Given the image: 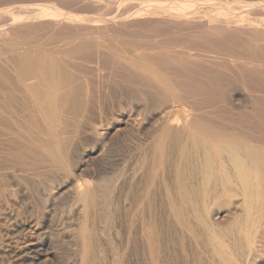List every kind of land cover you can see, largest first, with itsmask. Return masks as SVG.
<instances>
[{"label": "bare ground", "instance_id": "1", "mask_svg": "<svg viewBox=\"0 0 264 264\" xmlns=\"http://www.w3.org/2000/svg\"><path fill=\"white\" fill-rule=\"evenodd\" d=\"M60 1L62 2V0ZM204 1L206 0H191L190 2H187L185 4L167 3L163 1H158L154 3L153 2L145 3V2L138 1L140 3L138 5L139 8L137 7V9H140V11L135 12V14H132L129 12L128 15L122 14L123 16L122 15L121 16L112 15L110 17H106L105 15H108L107 14L108 10H110L108 9L107 13H105L104 15L105 17H100V18L67 13L66 10H59L58 8H55V7L51 8V10L48 11L47 8H42L36 5L28 6L25 4L24 6L18 5L15 7H7L5 9L0 10V14L12 15V17H8V22L6 23V25L4 24L7 28L0 29L1 30L0 36H3V37L10 36L9 39H3V37L0 38V61L8 64L10 70H12L9 72L10 73L9 90H10L11 97H0V196L5 195L4 192L6 190V187L8 186V180L12 175H24L26 177L28 174L33 175L34 173L38 171L45 170V172L48 171V172L56 173V174H63L67 177H71L72 175L73 177L75 176L73 174L74 171H72L71 168L69 167L70 166L69 161H68L69 160L68 158L69 149H68V152H66L65 150L67 144L70 143V141L76 137L77 132L79 133V130L78 129H77L78 131L76 130L77 124L71 122V118H74L77 116H83V115L87 116V113H89L90 111L92 112L93 109H96V107H93L92 105H97L98 110H103L102 106L105 105L104 104L106 101L105 97H107L106 94L108 93L107 86L113 85L115 84V82L118 84L120 83L119 82L120 79L118 80V82L114 81V83H112L113 81L111 82V79L110 80L108 79L107 82L110 81L112 84L106 85V79L110 76H112V79H114L115 77L113 78V76L117 75L118 77H121V80L122 79L124 80V82H122L123 80L121 81L122 83H125V81H127L131 83V85L132 84L136 85L143 91L145 95L143 97L144 99L143 101H145L143 107H141L140 105H134L133 103L129 104L130 107L128 105L127 106L129 108L125 107L126 108L125 112L123 113L121 118H119V121L113 124L111 128H106L105 130L101 131V129L99 128L101 124L100 125L98 124L99 126L97 128H93L91 127L92 125L91 123H87V124H91L90 128L92 129L90 132L88 131L86 132H87V135L88 134L91 135L88 137L89 138L92 137L93 142L96 144L95 151L93 152V154L96 153V155L94 156L95 158H100V156H104V155L106 156V154H104V149L102 150L101 149L102 147L100 146L102 145L101 143H103L105 139L106 140L111 139V138L117 139L116 136L119 137V134L121 132L122 133L124 132L125 134V131L128 132V133L126 132L127 134H130L131 132L132 133L135 132V133H138V135L136 134L137 136L141 135V140H138V141H141L142 143L139 144L140 142H138L139 145L137 146L134 145L138 147L136 148L138 153L135 151L138 155V156L136 155L137 158L134 157L135 155L133 156L134 158H136L135 163H133L134 161L133 162L131 161L133 164L130 162V165H129V164H126L128 161L125 162L126 165H124L125 167L123 166L124 167L122 170L123 173L120 171L121 172L120 174L123 175V179H120V180H123L122 195L124 194L123 198L121 195V199L124 200L123 202L126 203L127 207L125 208L123 206L125 205V203L121 205L119 201H117L119 203V205L118 204L117 205L123 206L124 209L127 211L128 216H130L129 214L131 212H133L134 214L133 218L125 217L126 218L125 227L123 224L125 231L123 230L124 233H122L124 234L123 235L124 238H126V244L122 242L124 245V248H125V245L128 247L130 242L131 244L134 243L136 245V246L133 245V247H135L134 249H136L142 243L141 250L143 249V245H145L146 250L144 248L145 250L144 252L149 255L150 264H159V261H160L159 259H161L160 257L162 256V253H163L162 251L168 249L166 248V245L164 247L165 240L167 242V237H168L167 236L168 230L166 231L164 226H165V223L166 225L168 223L169 224L172 223L171 227H174V229H171L169 227L171 234H170V239L168 241L172 243L173 248L177 247V246H174L175 244H177L179 246V249L182 251V253H185V255L188 254L190 260L192 257L193 264H250V263L254 264V262L257 261L259 254L264 250V119L263 121L260 120V122L257 121V123H255L256 120L254 118H253L255 120V121L253 120L254 122L250 121L252 120L250 118L251 116L253 117L254 115L255 116L257 115L254 112H252V114L253 113L254 114L253 115L250 114L251 115L250 116L249 114L246 113L247 110L245 113L239 112V115L237 113H236L237 115L234 113L232 114V109H233L232 105H233V100L235 99V98L233 99L232 97H236V95H240V96L244 95L243 93L244 91L242 90H245V89H242V88L240 89V88L235 87L239 82L240 84L241 82H245L243 83L244 86H246L247 89L251 91L253 96L257 95L256 97H263L264 95V48L260 50L255 49L251 43V41H253L254 39L251 41H244V42H241V41L238 42L236 40L238 43H229L228 45H225V46L221 44L222 42L221 39L225 40L228 38V40L230 41L229 38L233 35L227 29H230V26L232 28L233 27L232 24L234 23L235 24L234 26L238 28L252 29L251 32L252 31L254 32L255 29L260 30V31H257L258 33L255 32L254 35L257 37V40L258 38L259 40H264V25H263L264 23L263 24L261 23L263 26H260L256 24L255 20H253V18H250L249 16H246L247 18H244V19L239 18L240 20L234 19L235 21L231 20L230 18L223 17V16L216 17V18L207 16L209 18V19L207 18L209 21L207 20L208 23L206 26L207 27L213 26V27H210L211 32L210 33L209 31L207 32L209 33L207 34L208 39L205 38L207 42L204 41V42L192 43L189 46L185 44V48L182 47L181 50H179L180 48H178L179 44L181 43H178V44L174 42L171 43L172 42L171 41L170 42L171 45L169 43L166 44L165 41H164L165 43H163L164 38L161 42H156L158 41L157 40L158 37L156 38L155 35H154L153 40L155 38L156 40L150 41V39L152 38L149 39V35L148 36L146 35L148 34V31H149L148 29H147L148 30L147 33L145 31L147 40L144 35H141V36L139 35L141 33L137 32L139 33L137 35H139L141 38L143 36V40L145 39L146 41L149 40L150 42H153L154 45L152 46H150L148 42H143V40H141L142 42L139 44V41L130 38L131 39L130 42L132 43V44L130 43L131 46L123 47L122 49H120L118 47H115L111 42L112 38L115 39L117 36L120 35L119 33H121L120 32L121 30L120 31H118L117 29L114 30V28H117V25H120V26L123 25V27H128L129 25L133 26V25L138 24V27H140L139 24H144L143 20L145 19L147 20V18L153 20L152 22L155 25V27H157L156 29L159 31V33L162 30L164 31L165 28H167L166 31H168L171 26L172 28H174L173 31L176 30L180 32L184 28H186L184 27L183 24L184 23L186 24V21L188 23V20L191 17L194 18L195 15H197L198 13H199L198 16L203 15V14H200L202 10H200L199 8L201 7V5H203ZM75 2L79 3L82 1L75 0ZM120 4L119 6H122L123 2L121 5ZM126 4L130 5L129 3H126ZM246 4L248 5L249 3H246ZM113 7H115L116 9L118 6L117 7L112 6V8ZM123 8L124 7L120 9L121 13H122ZM247 8L251 9L250 7H247ZM253 8L254 6L252 7V9ZM21 9H24L23 12L20 11ZM244 9L246 8L244 7ZM261 9H263V7ZM112 10L110 11V13L112 12ZM117 11H116V14L118 13ZM16 13L17 15H14ZM20 13H23V14L20 15ZM121 13H119V15ZM171 17L174 20V21L171 20L173 23H169L171 21H168L169 18ZM199 17L201 18V20H202V17L205 20L206 16L205 17L199 16ZM5 19H6V16L4 20ZM138 20L139 21L141 20V21L139 22ZM149 25L150 24H148L147 26ZM195 26H198V24H196ZM198 27H201V26H198ZM144 28H147V27L144 26ZM150 28H151V25H150ZM40 30L42 31L45 30V31L43 33H38L40 32ZM204 30L202 31L204 32ZM151 31L152 30L150 29V32ZM246 32L247 31L244 32V35ZM153 33L156 34V32H153ZM199 33L201 32H198V35ZM174 34H176V32ZM125 35L127 36V33H125ZM204 35H203V38H204ZM216 35H218L220 39H218ZM254 35H251V38H255ZM167 37L169 38V36ZM240 38L242 40V37ZM120 39L122 38L120 37ZM178 39L180 38L178 37ZM235 39L237 38L235 37ZM211 40H213V42ZM125 42L126 41H124V43ZM124 43H121L120 41V44H124ZM121 84H119V86ZM240 84L239 86H241ZM121 86H122L121 88H123V84ZM128 88L129 86L126 89ZM95 91L98 93V94L96 93L98 97L96 101L95 99H92V93H95ZM259 93H261V95H259ZM248 97H251V96H248ZM129 99H130V102H132L131 98ZM254 102L256 103L257 100H255ZM259 102H257V105ZM234 106L235 105H233V107ZM236 111H238V109H236ZM262 113L263 111L260 112V115H259L261 116V119H262ZM106 116H108V114ZM86 120L89 121L88 119ZM103 120L105 121L104 118ZM111 120H113V117ZM239 125H241L243 129L240 128ZM93 126H96V125H93ZM83 132L85 131L83 130ZM83 145H81V147ZM104 145H105V142H104ZM86 149H87V146H86ZM89 149H92V148H89ZM84 157L82 158L83 161H84ZM94 157L91 156L90 158H94ZM90 163H93V161ZM84 165H86V163H84ZM86 166H84V168L82 169V166L78 165L77 170H80V169L84 170ZM104 168L109 169V167H104ZM106 171L108 172V170ZM16 172H19V173L17 174ZM81 172L84 173V171H81ZM102 172L101 171L99 172L100 175L98 176L99 180L97 184L93 182L94 184L93 185L91 182L92 184L91 185L90 182H84V181L83 182L79 181L80 183H78V180H76L78 178H76L75 180L77 182H75V185L73 184L74 185L73 187L69 186V188L70 187L72 188L70 191L71 196L73 195V197L76 198L80 204L82 203L81 207L82 206L83 207L80 209L84 208L83 211L85 210V213H84L85 215H81L80 217L82 220L83 219L82 216H84V220L82 222L80 221L81 222L80 224L81 232L80 233L82 234L81 235L82 239L80 237L79 238V240L81 239L80 243H76L77 245L79 244L78 246L74 245L78 247L77 252L80 256L79 257L80 259H78V261L79 260L80 261L79 262L77 261L76 264H79V263L80 264H99V260L103 256L106 257L105 256L106 254L110 253V250H109L108 253H105V255H103V252L106 248L105 247H104L105 249L103 248L105 244L103 245L102 242H105L106 239L102 242H101V239H103L105 235H108L107 232H111V228L114 224H112L110 230L101 229L100 231L99 227L97 226L98 227L97 229L101 233V235L98 237V234H99L98 231H94L96 229L91 227L92 226V225L90 226L91 223L87 220V215L91 217V215L88 214V210L91 207H96V209H98V207L100 208V206L98 205L100 204L99 200H101V198L105 199L103 200L104 202L103 203L104 205L102 204L103 207L104 206L106 207L107 204L105 202H108L109 208H110L109 203H111L112 200L113 201L116 200V199H112L110 201L111 193L112 191H114L112 189L111 191H108L109 189L107 190V188H109L107 185H109L110 183L106 185L107 188L105 189L108 192L107 191L105 192V190L103 189L101 185L102 181L104 183V180L109 178L107 177V174L109 176L110 174L109 173L103 174ZM83 173H82V177L84 176ZM118 173L119 172H117L116 176L118 175ZM40 176L38 178H40ZM111 176H110V179L114 178V177L111 178ZM119 176H117V178ZM158 178L162 180L160 183H162L163 188H164V190L161 188L163 190V193L160 192L159 190L160 187H158V183H156L158 181L157 180ZM106 182L104 184H106ZM115 183H116V180H115ZM115 183L111 185H114ZM104 184L103 186H105ZM141 184L143 186L142 188H140ZM118 185L120 187L121 184H118ZM100 187L104 190V191L102 190L103 192L102 191L100 192L101 190ZM12 188H13V185H12ZM110 188H112V186H110ZM22 189H25V188H22ZM118 189H121V188H118ZM69 190L70 189H68L67 191ZM64 192L61 191V193H64ZM61 193L59 194V196L63 195ZM157 194L159 195L163 194V196H165L164 197L165 202L164 201L162 202L160 200L163 203L161 204L164 205L165 207L164 212L163 211L160 212L159 211L160 208L158 209L159 205L157 204V201L159 200L157 199ZM38 196H41V195H38ZM107 196L108 198L110 197L108 201H107ZM115 196L117 195L113 194V197ZM223 197L225 198L230 197V199L231 198L237 199L239 197H242L241 198L242 202L240 201L241 203L236 200L232 201L233 209H235L236 212L233 209H231V211L233 210L232 214L235 213L234 215L236 216L234 215H232V217L229 216L231 214L230 210H229L230 214L226 213L230 217L229 218L230 220L228 219L229 222L227 226L225 225L223 226L222 225L223 221L221 222V220L219 224L217 223V221H215L217 220L218 217H220L218 216L219 211L215 210V213H213L214 207L213 209L211 208L212 205L217 200ZM6 199L8 201V196ZM113 201H112V204H113ZM221 201L218 202L219 203L218 205H220V207L222 208L225 205V203H223L222 205ZM224 201H227V200H224ZM234 201H236V203ZM117 202H115V204ZM227 202L226 204L228 205ZM51 203L52 202H50V204ZM218 205L215 204V209L216 207L218 208ZM230 205H231V202H230ZM39 206L42 207V205L40 204ZM2 207H5V206L2 205ZM12 207H13V204H12ZM103 207L100 208L103 211L104 209L105 210H111V208H114V210L116 209V207H113V206L110 209H108V207H106L107 209ZM123 207H121V211ZM227 207H225V209ZM78 209H79V206H78ZM33 210L35 212V209ZM49 210L51 211V209ZM74 210L76 209L74 208L71 211L74 213L76 212ZM2 211H3V208H2ZM20 211L22 213L21 209ZM57 211H59V209H57L56 212ZM17 212L18 211H16L13 214H16ZM79 212H82V211L79 210ZM116 212H119V211L116 210ZM21 213L19 216H22ZM39 213L42 214V212L40 211ZM57 213L61 214V211ZM105 213H107V211ZM112 213L115 214V212H112ZM9 214L11 215L10 212ZM226 214L225 215L223 214V215L226 217ZM68 215L69 213L66 216ZM107 215L108 214L103 215V216L105 218H108ZM124 215L127 216L125 212H124ZM61 216L57 215V217H61ZM73 216L74 218L76 217L75 215ZM211 216H213L214 219H212ZM3 217H5V214ZM70 217H71V214H70ZM99 217L100 216H98V218ZM23 218L25 219L26 217H23ZM32 218L34 217L32 216ZM50 218H52V216L49 218L46 217L45 219H43L42 224L46 227L42 228L41 230L44 229L43 231H46L48 230V229H45L47 227H49L50 230L53 229L52 231L59 230L60 228H62V224H61V227L57 229H56V226L54 225L55 226L54 228L50 221H55L56 218L55 219L53 218V220ZM69 218L67 217L68 219L67 220L66 218L62 217V219H66L67 221H69ZM78 218H75V219H78ZM7 219H10V218H7ZM12 219H15V218H12ZM35 220H32V222ZM10 221L11 220H4V222L3 221L2 222L3 223L6 222L8 225V223L9 224L11 223ZM75 221L76 220H74V223ZM103 222L101 221L100 223H103ZM111 223L112 222H110V224ZM122 223H124V221H122ZM106 224L107 223L105 222L104 225ZM118 224H115V225L118 226ZM10 225L14 226L15 224H10ZM59 225L60 224H58V226ZM63 226L66 229L68 228L66 227V223L65 225L63 224ZM100 226H103V225H100ZM107 226H104V227H107ZM113 227L114 228L112 229V231L115 230L116 226H113ZM7 228L9 227L7 226ZM70 228L71 227H69V229ZM14 229H17V228H14ZM20 229H23V228H20ZM27 229L28 228H26L25 230L30 232L31 228L29 230ZM122 229L121 230L119 229V232L122 231ZM7 230H4V231L6 232ZM18 230L19 229H17L16 232ZM70 230H72V228ZM76 230L77 229L73 231L75 232ZM234 230H237L238 234L234 232ZM61 231L60 233L59 232L57 233H59L60 235ZM73 231L71 233H73ZM119 232L116 234H120ZM232 232L237 234L239 238L237 240H240L241 242V244L239 243L241 247L238 248V250L240 249V251L236 253L237 256L239 255L238 258L235 255V253H231L225 250L223 247V244H221V240L222 238H224L223 236H225V238L226 236L229 237V235H233V234H230ZM75 233H78V231H76ZM111 233L108 235V237L111 235ZM14 234L19 236L20 232L19 234L18 233L17 234L14 233ZM116 234L114 235L116 236ZM30 235H33V234H30ZM114 235L112 236L114 237ZM6 236H9V235H6ZM62 237L64 238L65 236H62ZM71 237L73 238V236ZM36 238H39V237H36ZM41 238L42 239L38 241L42 243H39L37 241L38 245L36 246L38 247L42 246L43 243L49 240V236H46V234H43V237ZM54 238L55 237H53V239ZM109 240L111 241V239L107 238V241L105 243L107 242L109 243ZM116 240L118 239L115 238V242ZM27 241L29 244L30 240H27ZM53 241L55 244V240ZM59 241L65 242L64 239L62 240V238ZM118 241H121L120 237ZM225 241H228V240L225 239ZM229 241H232V240H229ZM233 241L230 243L232 245H229V246L234 247L233 245H235V241H234V244H233ZM71 242L73 241H70V243ZM14 243H17V241ZM173 243L175 244L173 245ZM187 243L190 246H194V248L191 247L193 248V250L191 249L193 251L192 255L189 253L190 250L189 248H187ZM107 245L108 244H106V247H109V245L108 246ZM112 245L117 246L119 245V243L117 244L112 243ZM2 246H1V249H2ZM10 246L12 248V246L14 245H10ZM111 246L109 247V249L111 248ZM207 246H210L213 252L215 253L214 255H211L212 257L210 258L208 256H210L211 251L209 249L208 251L206 250V248H208ZM3 247L5 248L6 246H3ZM34 247L32 246L33 250L35 251ZM38 247H36V249ZM77 247L75 249H77ZM24 248H25V245H24ZM113 248L114 247L112 246V249ZM122 248L120 247L119 251H121ZM139 248H138V251H140ZM114 249L118 255L117 249H119V246L115 247ZM12 250L14 251V249ZM205 250L209 254L207 257H204L202 254L204 252L206 253ZM3 251H5V254H6V250H3ZM126 252H127L126 250L124 251V253L120 252L123 254V259H124L123 261L120 259L121 257H117V256L114 257L116 255L115 253L113 258L116 259V260L114 259L116 263L114 264H121L122 262H123L122 264H128L129 263L127 262L129 260V259L127 260L128 253H131V252H128L127 254ZM25 253L27 254L29 252L26 251ZM120 253L118 256H120ZM175 253L177 252L175 251ZM182 253H179V254H182ZM13 254L14 252L12 253V256ZM132 254L134 255V253ZM172 254H174V252ZM15 255H16L15 261H14L15 263H12V264H17L19 261L18 260L19 254L15 252ZM112 255L113 254H111V257ZM163 255H166V254H163ZM0 256H4V254L1 253ZM138 256L139 255L137 254V257ZM172 256L170 257L175 258V256L174 257ZM180 256L178 257L181 258ZM215 256L216 257L218 256V257L216 258ZM140 257L142 259V254ZM144 257L145 256H143V259ZM22 258L24 259L25 257H22ZM2 260L3 258L1 259L0 263H2ZM13 260L14 259H12V261ZM25 260H23L24 263H25ZM36 260H38V258ZM103 260H105V258ZM112 260L111 262H114V260L113 261ZM166 260L170 261L169 259H166ZM183 260L185 259L183 258ZM183 260H180V261H183ZM5 261H6V258H5ZM104 262L105 261H103V264ZM8 263H11V262H8ZM21 263H22V260H21ZM32 263H36V262H32ZM32 263H29V264H32ZM47 263L45 261L44 264H47ZM51 263L52 262H50V264ZM37 264H38V261H37Z\"/></svg>", "mask_w": 264, "mask_h": 264}, {"label": "rangeland", "instance_id": "2", "mask_svg": "<svg viewBox=\"0 0 264 264\" xmlns=\"http://www.w3.org/2000/svg\"><path fill=\"white\" fill-rule=\"evenodd\" d=\"M82 2H75V0H62V2L60 1V0H0V10H2V9H5V8H7V7H15V6H18V5H21V6H24V4L25 5H28V6H40V7H42V8H47L48 9V11H50L51 10V8H53V7H55V8H58L59 10H66L67 11V13H72V14H78V15H81V16H91V17H110V16H112V15H118V16H121L122 14H124V15H128L129 14V12L130 13H132V14H135V12H137V11H140V9H137V7L139 8V3L140 2H145V3H151V2H158V1H163V2H167V3H179V4H185V3H187V2H190L191 0H81ZM84 1V2H83ZM91 1V2H90ZM138 1H140V2H138ZM59 2V3H58ZM112 2V3H111ZM122 2H123V4H124V6H123V4H122ZM136 2V3H135ZM206 2V3H205ZM69 3V4H68ZM71 3V4H70ZM92 3V4H91ZM118 3V4H117ZM122 4V6H119V4ZM126 3H129L130 5H128V4H126ZM205 3V4H204ZM246 3H249L248 5L246 4ZM259 3V4H258ZM74 4V5H73ZM116 4V5H115ZM120 4V5H121ZM250 4H251V6H250ZM256 5H258V6H256ZM112 6H118V7H120V8H116L115 9V7H113L112 8ZM130 6V7H129ZM135 6V7H134ZM203 6V7H202ZM254 6V10L252 9V7ZM256 6V7H255ZM263 7V9H261L262 7ZM122 7H124L123 8V10H122V13H121V11H120V9H122ZM134 7V8H133ZM244 7L246 8V9H244ZM247 7H250L251 9H249V8H247ZM259 7V8H258ZM261 7V8H260ZM108 9H110V10H108ZM114 11H113V10ZM200 10H202V12H200V14H203V15H199V16H206L205 17V20H204V18L202 17V20H201V18L198 16V14L197 15H195V17L194 18H190L189 20H188V23H187V21H186V24L184 23L183 25H184V27H186V28H184L182 31H180V32H178V31H173L174 30V28H172V26L170 27V26H168V27H170V31L168 30V31H166L167 30V28H165L164 29V31L162 30V31H160V33H159V31L156 29L157 27H155V25L153 24V20H151V19H149V18H147V20L145 21V20H143V19H141V20H143L144 21V24H139V26L140 27H138V24H136V25H133V26H128V27H123V25H117V28H114V30H118V31H120L121 33H119L120 35L119 36H117L115 39L114 38H112L111 39V42H112V44L115 46V47H118V48H120V49H122L123 47H129V46H131V39H135V40H137V41H139V44L142 42L141 40H143V36H142V38L140 37L141 35H144L145 37H146V40H147V36L149 35V39L150 38H152V39H150V41L152 40V41H154V40H156V38L158 37V41H156V42H161L162 40H163V38H164V40H163V43H165L166 42V44L167 43H169L170 45H171V43H181V44H179V47L178 48H180L179 50H181V48L183 47V48H185V44L186 45H191L192 43H198V42H207L206 41V39H208V37H207V34H209L210 32H211V28L210 27H213V26H206L207 25V23H208V17H212V18H216V17H227V18H230L231 20H233V21H235L236 19L238 20L239 18L240 19H244V18H247L246 16H249L250 18H253V20H255V22H256V24H258V25H260V26H263L264 24V0H206V1H204L203 2V5H201V7L199 8ZM248 9V10H247ZM255 9H257V10H255ZM261 9V10H260ZM23 10L24 9H21L20 11L21 12H23ZM107 10H108V13H107ZM112 10V12L110 13V11ZM118 10V11H117ZM259 10V11H258ZM116 11L118 12L117 14H116ZM126 11H127V13H126ZM205 11V12H204ZM247 11V12H246ZM250 13H249V12ZM204 12V13H203ZM105 13H107L108 15H105ZM119 13H121L120 15H119ZM21 14H23V13H20V15ZM2 15V16H1ZM14 15H17V13L16 14H14ZM103 15V16H102ZM105 15V16H104ZM232 15H233V17H232ZM4 16V17H3ZM5 16H6V19L4 20V18H5ZM123 16V15H122ZM208 16V17H207ZM8 17H12V15H7V14H0V29L1 28H7L5 25H6V23L8 22ZM197 17H199V18H197ZM3 18V19H2ZM208 18V19H207ZM235 19V20H234ZM239 19V20H240ZM140 20V21H141ZM174 21L173 19H172V17L171 18H169V20L168 21ZM208 20V21H207ZM139 21V20H138ZM139 21V22H140ZM149 21H151V22H149ZM169 22V23H173V22ZM4 22V23H3ZM137 22V21H136ZM196 22V23H195ZM206 22V23H205ZM143 23V22H142ZM202 23V24H201ZM263 25H262V24ZM5 24V25H4ZM148 24H150L151 25V28H150V25L149 26H147ZM196 24H198V26H201V27H198V26H195ZM5 27H4V26ZM142 25H144L145 27H147V28H144V26H142ZM172 25V24H171ZM204 27H203V26ZM233 25V27L231 28V26H230V29H227L229 32H231L232 33V35L233 36H231L229 39H230V41L228 40V38L227 39H221V41L223 42H221V44L223 45V46H225V45H228L229 43H238L239 41H241V42H244V41H251V40H253V41H251V43H252V45H253V47L255 48V49H257V50H260V49H262V48H264V40H259V38H258V40H257V37L254 35V33L255 32H257V31H260V30H254V32L252 31L251 32V30L252 29H249V28H238V27H236V26H234L235 24L233 23L232 24ZM2 26V27H1ZM20 26V25H19ZM136 28H135V27ZM121 27V28H120ZM133 29H135V30H133ZM153 31V32H156V34H154L152 31L150 32V29ZM154 27V28H153ZM208 29H207V28ZM120 28V29H119ZM126 28V29H125ZM128 28V29H127ZM130 28V29H129ZM138 28V29H137ZM142 30H140V29ZM193 30H192V29ZM199 28H201V29H199ZM202 28H204V29H202ZM238 28V29H237ZM263 28V27H262ZM124 29V30H123ZM145 29V30H144ZM149 31H148V30ZM187 29V30H186ZM245 32V31H247L246 33H245V35H244V32L242 31V30ZM244 29H246V30H244ZM248 29H249V31H248ZM123 30V31H122ZM139 30V31H138ZM185 30V31H184ZM202 30H204V32L202 31ZM213 30V29H212ZM241 30V31H240ZM1 31V30H0ZM45 30H40V32H38V33H43ZM132 31V32H131ZM145 31H146V33H147V31H148V34H146L145 35ZM195 31V32H194ZM209 31V33H207ZM136 32V33H135ZM137 32H139V33H141V34H139V33H137ZM144 32V33H143ZM166 32V33H165ZM176 32V34H174ZM194 32V33H193ZM198 32H201V33H199V35H198ZM206 32V33H205ZM125 33H127V36L125 35ZM143 33V34H142ZM162 33V34H161ZM203 33V34H202ZM204 33H205V35H204ZM215 33V32H214ZM243 33V34H242ZM258 33V32H257ZM37 34V33H36ZM125 36H124V35ZM131 34H133V35H131ZM137 34H139V35H137L138 37H140V38H138L136 35ZM161 34V35H160ZM35 35V34H34ZM122 35H123V37H122ZM135 35V36H134ZM151 35H152V37H151ZM154 35H155V39L153 40V38H154ZM187 35V36H186ZM203 35H204V38H203ZM215 35V34H214ZM251 35H254V37L255 38H251ZM129 36H131V37H129ZM167 36H169V38L171 39H169ZM173 36V37H172ZM203 38H201V37ZM217 36V38L218 39H220L219 38V36L218 35H216ZM237 38V39H235V37ZM239 36V37H238ZM247 36V37H246ZM262 36V35H261ZM3 36H0V38H2ZM120 37L122 38V39H120ZM124 37H126V38H124ZM136 37V38H135ZM178 37L180 38V39H178ZM199 37H200V39H199ZM213 37V36H212ZM240 37H242V40H241V38ZM259 37H260V35H259ZM10 38V36H4L3 37V39H9ZM131 38V39H130ZM139 40H138V39ZM206 38V39H205ZM211 38V37H210ZM240 38V39H239ZM128 39V40H127ZM166 39V40H165ZM173 39H175V40H173ZM202 39V40H201ZM117 40H119V41H117ZM145 40V39H144ZM143 40V42H148L149 44H150V46H152V45H154L153 44V42H150L149 40L148 41H144ZM187 40V41H186ZM228 42H227V41ZM233 40H235V41H233ZM238 42H237V41ZM256 40V41H255ZM120 41H121V43H124V41H126L127 42V44H126V42L124 43V44H120ZM129 41V42H128ZM165 41V42H164ZM172 41V42H171ZM212 42H213V40H211ZM232 41V42H231ZM171 42V43H170ZM225 42H227V43H225ZM117 45H116V44ZM119 43V44H118ZM131 43V44H130ZM148 44V45H149ZM184 44V45H183ZM123 45V46H122ZM0 97H11V94H10V90H9V87H10V81H9V75H10V71H12V70H10V68H9V66H8V64H6V63H4V62H2V61H0ZM3 64V65H2ZM117 75H115V76H113V78L114 79H112V76H110V77H108L107 79H106V85H110V84H112V83H114V81H117L118 82V80H119V84H121L122 82H124V80L122 81L121 80V77H116ZM110 80L111 79V82L109 81V82H107V80ZM116 79V80H115ZM122 81V82H121ZM127 81H125V83H122L123 84V88H121L122 86V84L119 86V84L118 83H116L115 82V84H113V85H110V86H112V87H110V86H107V91H108V93L106 94L107 95V97H105V99H106V101H105V105H103L102 106V109L103 110H98V108H97V105H92L93 107H96V109H93V111L91 112H89V113H87V116H85V115H83V116H77V117H74V118H71V122H73V123H75V124H77L76 125V130L78 129L79 130V133L77 132V135H76V139L75 138H73L71 141H70V143H68L67 144V146H66V148H65V150H66V152H68V149H69V154H68V158H69V164H70V168H71V170L72 171H74L73 172V174L75 175L74 177H73V175L71 176V177H67V176H65V175H63V174H56V173H51V172H48V171H46L45 172V170H43V171H38V172H36V173H34L33 175H30V174H28L26 177L24 176V175H12L10 178H9V180H8V186L6 187V190H5V192H4V194L5 195H1L0 196V211H2V208H3V211L2 212H0V214H2V215H0V233H2V234H0V242L2 243V245L3 246H6L5 248L1 245V243H0V255H1V253H3L4 254V256H0V262H1V259L3 258V260H2V263H0V264H12V263H15L14 261H15V257H16V255H15V252H17L19 255H18V257H19V261H18V263L19 264H29V263H32V262H36V263H32V264H37V261H38V264H44L45 263V261H46V263L47 264H50V262H52L51 264H55V263H57V264H76L77 263V261H78V259H80L79 257V254H78V252H77V250H78V245L76 244V243H80V240L82 239V234L80 233L81 232V228H80V224H81V222L84 220V216H82L83 217V219L81 220V215H85L84 213H85V210L83 211V209H80V208H82L81 207V205H82V203L80 204L79 202H78V200L76 199V198H74L73 197V195L71 196V194H70V191H71V187H73L74 185H75V182H77L76 180H78V183H80L81 181L83 182H90V184H91V182H92V184H93V182L94 183H98V180H99V178H98V176L100 175V171L103 173V174H107V173H109L110 174V176H111V174H112V176H111V178L112 177H114V178H112V179H110V176L107 174V177H109V178H107V179H105L104 180V183L106 182V184H104L103 183V181H102V187H103V189L105 190L107 187H106V185L108 184V183H110L109 185H107L109 188H107V190L108 191H111V189L112 190H114V191H112V193H111V199H110V201L112 200V199H116V200H112L113 201V204H112V201H111V203H109V206H110V208L113 206V207H116V209L114 210V208H111V210H105L104 209V211L102 210V209H100V208H102L103 207V200H105V199H103V198H101V200H102V202H101V200H99L100 201V204L98 205V206H100V208L98 207V209H96V207H91L89 210H88V214L89 215H91V217L90 216H88L87 215V220L91 223L90 224V226L91 227H93L94 229H96V230H94V231H98V237L101 235V233H100V231H101V229H105V230H110V228H111V226H112V224H114L113 226H116V228H115V230H113L112 231V229L114 228L113 226H112V228H111V232H107L108 233V235L111 233V235L108 237V235H105L104 236V238L103 239H101V242L102 241H104L105 239V242L107 241V238L108 239H111V241L109 240V243L107 242V243H105V242H102L103 243V245L105 244V246H103V248L105 247L106 249H108V250H106L105 248V250H104V252H103V255H105V253H108L109 252V250H110V253H108V254H106L105 256L106 257H102L100 260H99V264H103V261H105L104 262V264H114V263H116V259L115 258H113V256L115 255V253H116V251H115V247H118L119 246V249H117V252H118V255H119V253L120 252H122V253H124V251L126 250L127 252H126V254L128 253V252H131V253H128V257H127V255H126V257H127V262H129L128 264H150V260H149V255L147 254V253H145L144 251L146 250V248H145V245H143V249L141 250V245H142V243L136 248V249H134L135 247H133V245L134 246H136L134 243L133 244H131V242H130V244L132 245V247H131V245L129 244V246L127 247L126 245H125V248H124V245H123V243H125L126 244V238H124V234H122V233H124L123 232V230L125 229L124 227H125V222H126V218L128 217V218H133L134 217V214H133V212H131L129 215L131 216H128L127 215V211L124 209V207L126 208L127 207V205H126V203L125 202H123L124 200L123 199H121V195H122V193H123V191H122V189H123V180H120V179H123V175L122 174H120L121 172H122V170H123V168L125 167L124 165H126V164H129L130 165V162L132 161H134L133 163H135V161H136V158H137V149L136 148H138V147H136L137 145H139V144H141L142 142L141 141H138V140H141V135L140 136H137L138 135V133H130V134H127L128 132L127 131H125V134H124V132L122 133H120L119 134V137H117L116 136V138L117 139H105L104 141H103V143H101L102 145H100L102 148V150L104 149V154H106V156L104 155V156H100V158H95L94 156L96 155V153L95 154H93V152L95 151V143L93 142V139H92V137H88V136H91V135H87V132L86 131H88V132H90L91 131V129L92 128H90V125H91V127H93V128H97L100 124V126L102 127H100L99 126V128L101 129V131L102 130H105L106 128H111L112 127V125L113 124H115L116 122H118L119 121V118H121V116L123 115V113L125 112V110H126V108L129 106L130 107V105L129 104H134V105H140L141 107H143V105H144V102L145 101H143L144 99H143V97L145 96L144 95V93H143V91L139 88V87H137L136 85H131V83H129V82H127ZM243 83H245V82H241V84H240V82L235 86V87H237V88H242V89H245V90H242V91H244L243 93H244V95H236V97H232L234 100H233V105H235L234 107H233V105H232V108L234 109H232V114L234 113V114H238L239 115V112H246V110H247V114H251V115H253L254 113L257 115V116H251L250 118L252 119V120H250V121H252V122H254L255 120V123H257V121H259L260 122V120H262L263 121V119H264V95H263V97H256L257 95H254L253 96V94L251 93V91L249 90V89H247V87L246 86H244V84ZM239 84L241 85V86H239ZM125 85V86H124ZM117 86V87H116ZM129 86V88L128 89H126L127 87ZM137 88H136V87ZM119 87V88H118ZM95 89H96V87H95ZM110 89H111V91H110ZM123 89V90H122ZM135 89V90H134ZM139 89V90H138ZM122 90V91H121ZM137 90V91H136ZM134 91V92H133ZM140 93H139V92ZM124 92H125V94H124ZM127 92H129V93H127ZM97 92L95 91V93H92V99H95V101H96V99L98 98L97 97V94H96ZM131 93V94H130ZM133 93V94H132ZM143 94V95H142ZM259 95H261V93H259ZM111 96V97H110ZM132 96V97H131ZM243 96H244V98H243ZM248 96H251V97H248ZM135 97V98H134ZM139 97V98H138ZM109 98V99H108ZM128 98V99H127ZM129 98H131V101L132 102H130V99ZM141 98V99H140ZM245 99V100H244ZM257 100V102H259V101H261V102H259L258 103V105H257V102L255 103L254 101L255 100ZM248 100H250V101H248ZM259 100V101H258ZM130 103H129V102ZM235 101H236V103H235ZM238 101V102H237ZM243 101V102H242ZM249 103V104H248ZM252 103V104H251ZM255 103V104H254ZM254 104V105H253ZM124 105H126V106H124ZM128 105V106H127ZM238 105V106H237ZM257 105V106H256ZM105 106V107H104ZM124 106V107H123ZM126 107V108H125ZM128 107V108H129ZM246 107V108H245ZM249 109H248V108ZM112 108V109H111ZM238 109V111H236V109ZM241 109V111H240V109ZM244 109V110H243ZM105 110V111H104ZM114 111V112H112V111ZM263 111V113H262V119H261V116H259L260 115V112H262ZM98 112V113H97ZM104 112V113H103ZM252 112H254L253 114H252ZM116 113V114H115ZM121 113V114H120ZM100 114V115H99ZM104 116H103V115ZM108 114V116H106V115ZM110 114V115H109ZM113 114V115H112ZM231 114V113H230ZM236 114V115H237ZM99 115V116H98ZM116 115V116H115ZM96 116V117H95ZM98 116V117H97ZM120 116V117H119ZM86 117V118H85ZM94 119H93V118ZM101 117V118H100ZM107 117H109V118H107ZM112 117H113V120H111L112 119ZM118 117V118H117ZM260 117V118H259ZM78 118V119H77ZM85 118V119H84ZM96 118V119H95ZM103 118L105 119V121L103 120ZM255 120H254V119ZM257 118V119H256ZM259 118V119H258ZM86 119H88L89 121H87ZM76 120V121H75ZM84 122H82V121ZM254 120V121H253ZM99 121V122H98ZM100 121H101V123H100ZM114 121V122H113ZM87 123H91V124H87ZM85 124V125H84ZM99 124V125H98ZM109 124V125H108ZM87 125V126H86ZM89 125V126H88ZM93 125H96V126H93ZM105 126V127H104ZM79 127H81V128H79ZM87 127H89L90 128V130H89V128H87ZM239 127L240 128H242L243 129V127L241 126V125H239ZM77 130V131H78ZM83 130L85 131V132H83ZM82 132V133H81ZM127 132V133H126ZM86 133V134H85ZM82 134V135H81ZM83 134H85V135H83ZM137 134V135H136ZM136 135V136H135ZM86 136H87V138H86ZM78 137V138H77ZM135 137V138H134ZM137 137V138H136ZM114 138V137H113ZM138 138H140V139H138ZM135 139V140H134ZM111 140V141H110ZM137 140V141H136ZM74 141V142H73ZM77 141H78V143H77ZM107 141V142H106ZM109 141V142H108ZM132 141H133V143H132ZM135 141V142H134ZM76 142V143H75ZM104 142H105V145H104ZM138 142H140L139 144H138ZM73 143V144H72ZM107 143V144H106ZM72 144V145H71ZM75 144V145H74ZM77 144V145H76ZM85 146H84V145ZM81 145H83L82 147H81ZM90 145V146H89ZM134 145H136V146H134ZM76 146H77V148H76ZM86 146H87V149H86ZM92 146V147H91ZM72 147V148H71ZM82 149H81V148ZM106 149H105V148ZM78 148H79V150H78ZM89 148H92V149H89ZM133 148V149H132ZM127 149V150H126ZM129 149H130V151L133 153H131L130 151H129ZM136 149V150H135ZM81 151V152H80ZM85 151V152H84ZM137 153H136V152ZM87 152V153H86ZM74 153V154H73ZM86 154H88V155H86ZM135 155V156H134ZM137 155V156H136ZM76 156V157H75ZM85 156V157H84ZM94 157V158H90V157ZM127 156V157H126ZM132 156V157H131ZM136 157V158H134V157ZM73 158V159H71V158ZM84 157V161H83V158ZM108 157V158H107ZM75 159H77V160H75ZM87 159V160H86ZM89 159H90V161H89ZM93 159V160H92ZM106 159V160H105ZM129 159V160H128ZM132 159V160H131ZM134 159V160H133ZM72 160V161H71ZM98 160H99V162H98ZM80 161V162H79ZM93 161V163H90V162H92ZM100 161H102V162H100ZM128 161V162H127ZM125 162H127L126 164H125ZM131 162V163H132ZM84 163H86V165H84ZM96 163H98V164H96ZM102 163V164H101ZM106 163V164H105ZM124 163V164H123ZM132 163V164H133ZM74 165H75V167H74ZM78 165H80V166H82V169L84 168V166H86L85 167V169L87 170H77V166ZM99 165V166H98ZM102 165V166H101ZM104 165H106V166H104ZM124 166V167H123ZM88 167H90V168H88ZM95 167V168H94ZM99 169H98V168ZM104 167H109V169L108 168H104ZM103 168V169H102ZM101 169V170H100ZM105 169V170H104ZM100 170V171H99ZM106 170H108V172L106 171ZM110 170V171H109ZM78 171V172H77ZM81 171H84V173L83 172H81ZM112 171V172H111ZM121 171V172H120ZM99 173V174H97V173ZM104 172H106V173H104ZM116 172V173H115ZM117 172H119L118 173V175L117 176H119V174H120V176L117 178V176H116V174H117ZM17 174L19 173V172H16ZM47 173V174H46ZM82 173L84 174V176L82 177ZM95 173V174H94ZM123 173V172H122ZM41 176H40V175ZM43 174V175H42ZM37 175V176H36ZM45 175V176H44ZM56 175H58V176H56ZM95 175V176H94ZM97 175V176H96ZM14 176V177H13ZM40 176V178H38ZM61 176V177H60ZM63 176V177H62ZM36 177V178H35ZM43 177V178H42ZM55 179H54V178ZM79 177H80V179H79ZM20 178V179H19ZM35 178V179H34ZM50 178V179H49ZM76 178H78V179H76ZM161 178V177H160ZM160 178H158L157 180L159 181H157L156 183H158V187H160L159 188V190H160V192H162L163 193V190H164V188H163V185H162V183H160L162 180H160ZM42 179V180H41ZM64 179H65V181H64ZM76 179V180H75ZM33 180V181H32ZM36 180V181H35ZM38 180V181H37ZM55 180V181H54ZM88 180V181H87ZM109 180V181H108ZM115 180H116V183H115ZM9 181H11V182H9ZM53 181V182H52ZM58 181V182H57ZM80 181V182H79ZM111 181V182H110ZM120 181H122V182H120ZM15 182V183H14ZM35 182H37V183H35ZM41 182V183H40ZM43 182V183H42ZM47 182V183H46ZM72 184H71V183ZM115 183L114 185H111V184H113V183ZM17 183V184H16ZM26 183V184H25ZM46 183V184H45ZM74 184V185H73ZM91 184V185H92ZM103 184L105 185V186H103ZM118 184H121L120 185V187H119V185ZM161 184V185H160ZM12 185H13V188H12ZM29 185V186H28ZM68 185V186H67ZM94 185V184H93ZM20 186V187H19ZM41 186H43V187H41ZM45 186V187H44ZM69 186H71L70 188H69ZM110 186H112V188H110ZM157 186V185H156ZM9 187V188H8ZM114 187H115V189H114ZM143 186H142V184L140 185V188H142ZM16 188V189H15ZM22 188H25L26 189V191H25V189H22ZM42 188H46L45 190L44 189H42ZM57 188H58V190L60 191H58L57 190ZM118 188H121V189H118ZM163 190H162V189ZM12 189V190H11ZM68 189H70L69 191H67ZM100 192L103 190L101 187H100ZM53 190V191H52ZM65 192H64V191ZM103 190V191H104ZM107 190H105V192L107 191ZM116 190V191H115ZM121 190V191H120ZM25 191V192H24ZM58 191V192H57ZM61 191L62 192H64V193H61ZM102 191V192H103ZM107 191V192H108ZM19 192V193H18ZM37 192V193H36ZM48 192V193H47ZM13 195H12V194ZM17 193V194H16ZM44 193V194H43ZM63 194V195H61V196H59V194ZM119 193V194H118ZM8 194V195H7ZM70 194V195H69ZM113 194L114 195H117V196H115V197H117V198H115V197H113ZM161 194V193H160ZM29 195V196H28ZM38 195H41V196H38ZM44 195H45V197H44ZM65 195H66V197H65ZM120 195V196H119ZM7 196H8V201H9V203H8V201H7ZM33 196H34V198H33ZM43 196V197H42ZM3 197V198H2ZM61 197V198H60ZM109 197V198H110ZM113 197V198H112ZM124 197V194L122 195V198ZM164 197L165 196H163V194L162 195H159V194H157V199L159 200V201H157V204L159 205V207H158V209H159V211L160 212H164V210H165V207H164V205H162L163 203V201L165 202V199H164ZM27 198V199H26ZM41 198V199H40ZM55 198V199H54ZM100 198V197H99ZM98 198V199H99ZM108 196H107V201H108ZM118 198H120V199H118ZM160 198V199H159ZM241 198L242 197H239V198H231L230 199V197H223V198H220L219 200H217L213 205H212V209H213V207H214V209H213V213H215V210L216 211H219V215L218 216H220V217H218L217 218V220H215V221H217V223L219 224L220 223V220H221V222L223 221V226L225 225V226H227V224H228V222H229V216H231L232 217V215H234V214H232V212H233V210H235V209H233V205H232V201L233 200H236V201H241L242 202V200H241ZM43 199V200H42ZM56 199H57V201H56ZM76 199V200H75ZM118 199V200H117ZM223 199V200H222ZM28 200V201H27ZM36 200V201H35ZM162 202H161V201ZM222 200V201H221ZM224 200H227V201H224ZM12 201V202H11ZM25 201V202H24ZM40 201V202H39ZM43 201V202H42ZM75 201V202H74ZM98 201V202H99ZM117 201H119V203L121 204V205H123V203H125V205H123V206H118L119 205V203L117 202ZM122 203H121V202ZM221 201V203H222V205H223V203H225V207H227V208H229V209H225V207L223 206L222 208L220 207V205H218L219 203L218 202H220ZM236 201H234L235 203H236ZM7 204H6V203ZM11 202V203H10ZM33 202V203H32ZM50 202H52L51 204H50ZM59 202V203H58ZM74 202V203H73ZM77 202V203H76ZM115 202H117L116 204H115ZM226 202L228 203V205L226 204ZM230 202H231V205H230ZM240 202V203H241ZM29 203V204H28ZM75 203H76V205H75ZM107 205H106V207H108V202H105ZM162 203V204H161ZM220 203V204H221ZM6 204V205H5ZM12 204H13V207H12ZM15 204H17V205H15ZM23 206H22V205ZM27 204V205H26ZM36 204V205H35ZM39 204L40 205H42V207L41 206H39ZM57 204V205H56ZM103 204V205H102ZM110 204H112V205H110ZM114 204H115V206H114ZM118 204V205H117ZM215 204H217L218 205V208L216 207V209H215ZM2 205L3 206H5V207H2ZM9 207H8V206ZM20 205V206H19ZM50 205H51V207H50ZM74 206V208L76 209V210H74V211H76V212H72L71 210L72 209H74L73 208V206ZM102 205V206H101ZM119 207V209H118V207ZM162 205V206H161ZM221 205V206H222ZM227 205V206H226ZM232 206V207H230V206ZM11 206V207H10ZM54 208H53V207ZM78 206H79V209H78ZM8 209H7V208ZM17 207V208H16ZM19 207V208H18ZM21 207V208H20ZM26 207V208H25ZM30 207V208H29ZM33 207H35V208H33ZM51 209V211L48 209ZM58 207V208H57ZM105 207V206H104ZM103 207V208H104ZM105 207V208H106ZM121 207H123L122 208V211H121ZM6 210H8V211H6ZM13 208V209H12ZM29 208V209H28ZM37 208V209H36ZM39 208V209H38ZM59 209V211H57V212H60L61 211V214H58L57 212H56V210L57 209ZM109 207H108V209H110ZM18 211L17 213H18V215H17V213L16 214H13V213H15L16 211ZM20 209L22 210V213H21V211H20ZM33 209H35V212H34V210ZM46 209H48V210H46ZM54 209V210H53ZM107 209V208H106ZM113 209V210H112ZM124 209V210H123ZM162 209V210H161ZM231 209H233L232 211H231ZM12 210V211H11ZM38 210V211H37ZM79 210H81L82 212H79ZM116 210H118L119 212H116ZM231 211V214H230V211ZM6 211V212H5ZM15 211V212H14ZM19 211H20V213H21V215L22 216H19L20 215V213H19ZM29 211H30V213H29ZM39 211L40 212H42V214L41 213H39ZM43 211H45V212H43ZM65 212V214L67 215L68 213H69V215L68 216H66L65 214H64V212ZM70 211V212H69ZM78 211V212H77ZM93 211V212H92ZM95 211H96V213H95ZM99 211V212H98ZM107 211V213H105ZM109 211V212H108ZM115 212V214L114 213H112V212ZM212 211V210H211ZM228 211V212H227ZM9 212L11 213V215L9 214ZM67 212V213H66ZM123 212V213H122ZM124 212L126 213V215L127 216H125L124 215ZM235 212H236V210H235ZM9 215H8V214ZM35 214V215H33V214ZM38 213V214H37ZM56 215H55V214ZM63 213V214H62ZM78 213V214H77ZM83 213V214H82ZM99 213V214H98ZM105 213V214H104ZM120 213V214H119ZM226 213H229L230 215L228 216ZM4 214H5V217H3L4 216ZM27 214V215H26ZM40 214V215H39ZM52 214H54V215H52ZM70 214H71V217H72V219H71V217H70ZM80 214V215H79ZM94 214V215H93ZM106 214H108L107 216H108V218H105L103 215H106ZM109 214H111V215H109ZM117 214H118V216H117ZM132 214V215H131ZM226 214V217L224 216V215ZM8 217H7V216ZM15 215H16V217H15ZM25 215V216H24ZM49 215V216H48ZM52 216V218H50V219H52L53 220V218L55 219V221H50V219H49V221L51 222V224H52V226L55 228V226H56V229L57 228H59V227H61V224H62V228H60L59 230H54V231H52L53 229H49V227H47V228H45V229H48V230H46V231H43V230H41L42 228H44V227H46V226H44L42 223H43V219H45L46 217L47 218H49V217H51ZM57 215L58 216H61V215H63V216H61V217H57ZM73 215H75L76 217L75 218H80V220H79V218L78 219H75L74 218V216ZM100 216L99 218H98V216ZM115 215H116V217H118V218H116L115 217ZM123 215H124V217H123ZM162 215V214H161ZM222 215V216H221ZM12 216V217H11ZM32 216L35 218V216H36V220L34 219V218H32ZM53 216H55V217H53ZM64 216H66V217H64ZM78 216V217H77ZM96 216V217H95ZM120 216H121V218H120ZM234 216H236V215H234ZM233 216V217H234ZM23 217H26L25 219L23 218ZM30 217V218H29ZM45 217V218H44ZM62 217L63 218H66L67 219V217L69 218V221H67L66 219H62ZM89 217H90V219H89ZM111 217V218H110ZM112 217H113V219H112ZM126 217V218H125ZM212 217V219H214V217L213 216H211ZM225 219H224V218ZM2 218V219H1ZM7 218H10V219H7ZM12 218H15V219H12ZM18 218H20V219H18ZM29 220H28V219ZM39 218H40V220H39ZM59 218V219H58ZM102 218H103V220H102ZM110 218V219H109ZM222 218H223V220H222ZM59 221H58V220ZM72 221H71V220ZM92 219V220H91ZM101 219V220H100ZM108 219V220H107ZM111 219H112V221H111ZM115 219H117V220H115ZM229 219V220H228ZM4 220H11L10 222V224H15L14 226H12V225H10L9 223H8V225H7V223L6 222H8V221H6L5 223H3L4 222ZM28 220V221H27ZM32 220H35V221H33L32 222ZM38 220H39V222H38ZM57 220V221H56ZM61 220V221H60ZM66 220V221H65ZM74 220H76L75 221V223H74ZM122 220V221H124V223H122V221L120 222V221ZM3 221V222H2ZM65 221V222H64ZM81 221V222H80ZM103 222L104 224H105V222L107 223L106 225H104L103 223H100V222ZM219 221V222H218ZM56 222V223H55ZM67 222H69L70 223V225H69V223H67ZM74 224H73V223ZM96 222V223H95ZM110 222H112L111 224H110ZM115 222V223H114ZM19 223V224H18ZM25 223V224H24ZM28 223H30V224H28ZM34 223V224H33ZM37 224V226H36V224ZM54 223V224H53ZM65 223H66V227H68L67 229L63 226V224L65 225ZM78 223V224H77ZM118 223H120V224H118ZM34 226H33V225ZM42 224V225H41ZM58 224H60L59 226H58ZM98 224V225H97ZM115 224H118V226L117 225H115ZM123 224H124V227H123ZM169 224V223H168ZM166 225V223H165V229H166V231H167V236L169 237H167V242H166V240H165V243H164V247H165V245H166V248H168V249H166V250H164V251H162L163 253H162V256L160 257L161 259H159L160 261H159V264H164L165 262L166 263H168V264H193V260H192V257H191V260L189 259V256H188V254H186L185 255V253H182V251L179 249V246L177 245V244H175V243H173V245L174 246H177V247H174L173 248V246H172V243L171 242H169L168 240L170 239V234H171V231H170V228L171 229H174V227H171L172 226V223H170L169 225ZM21 225H22V227H21ZM27 225V226H26ZM55 225V226H54ZM67 225H69V226H67ZM96 225V226H95ZM100 225H103V226H100ZM109 227H108V226ZM221 225V226H222ZM7 226L9 227V228H7ZM20 226V227H19ZM32 226V227H31ZM75 226H77V227H79V228H77V227H75ZM99 227V229H100V231L97 229L98 227ZM104 226H107V227H104ZM120 226V227H119ZM122 226V227H121ZM166 226H167V228H166ZM6 227V228H5ZM12 227V228H11ZM17 228V229H19L18 231L20 232V234H19V232L17 231L16 232V230L17 229H14V228ZM69 227H71L72 228V230H70L69 229ZM73 227H75V228H73ZM170 227V228H169ZM5 228V229H4ZM20 228H23V229H20ZM26 228H28L27 230H29L30 228V232L29 231H26L25 229ZM117 228H119L120 230L122 229V231H120L119 232V229H117ZM8 229V230H7ZM12 229V230H11ZM14 229V230H13ZM65 229V230H64ZM75 229H77L76 231H78V233H75L73 230H75ZM79 229V230H78ZM4 230H7L6 232L4 231ZM9 230H10V232H9ZM23 230V231H22ZM33 232H32V231ZM41 230V231H40ZM60 231H61V234L59 235V233H60ZM73 231V233H71ZM114 231H116V232H114ZM125 231V230H124ZM27 232H29L30 234H33V235H30L29 233H27ZM43 232H45V233H43ZM50 232V233H49ZM57 232H59V233H57ZM66 234H65V233ZM114 232V233H113ZM120 233V234H116V233ZM234 232H236L237 234H238V232H237V230H234ZM14 233H18L19 234V236L18 235H15ZM25 233V234H24ZM38 233V234H37ZM41 233H43V234H46V236H49V240L47 241V242H45V243H43V245H45V246H40V247H42V248H40V247H38V246H36V245H38V240H41L42 238L41 237H43V234H41ZM48 233H49V235H48ZM63 233V234H62ZM97 233V232H96ZM236 233H230V234H233V235H229V237L228 236H226V238H225V236H223L224 238H222V240H221V244H223V247H224V249L225 250H227V251H229V252H231V253H235V255H236V253L238 252V251H240V249L238 250V248H240L241 247V245H239V243L241 244V242H240V240H237V239H239L238 238V236H237V234ZM11 234H13V235H11ZM26 234H28V235H26ZM35 234H37V235H35ZM53 234V235H52ZM65 234V235H64ZM69 236H68V235ZM73 234V235H72ZM76 234V235H75ZM78 234V235H77ZM114 234H116V236L114 235ZM3 235V236H2ZM6 235H9V236H6ZM15 235V236H14ZM21 235V236H20ZM26 237H25V236ZM41 237H40V236ZM65 236L64 238L62 237V236ZM73 236V238L71 237V236ZM112 235H114V237L116 238V239H118L119 240V237H120V239H121V241H118V240H116V242H115V238L112 236ZM13 236V237H12ZM34 236H36V237H39V238H36V237H34ZM52 236V237H51ZM59 236V237H58ZM106 236H107V238H106ZM119 236V237H118ZM237 236V237H236ZM6 237H8V238H6ZM24 237V238H23ZM53 237H55L54 239H53ZM57 237V238H56ZM71 237V238H70ZM76 237V238H75ZM81 237V239L79 240V238ZM103 237V236H102ZM111 237V238H110ZM122 237V238H121ZM3 238H5V239H3ZM14 238V239H13ZM15 238H16V240H15ZM18 238V239H17ZM21 238V239H20ZM23 238V239H22ZM29 238V239H28ZM32 238V239H31ZM34 238H36V239H34ZM51 238V239H50ZM62 238V240L64 239L65 240V242L64 241H59L60 239ZM70 238V239H69ZM229 238V239H228ZM232 238V239H231ZM57 239H58V241H57ZM68 239V240H67ZM124 241H123V240ZM225 239H227L228 241L229 240H234L235 241V245H233L235 248H237V249H235L234 247H231V246H229V245H232V244H230L232 241H229V243H228V241H225ZM5 242H3V241ZM9 240V241H8ZM21 240V241H20ZM27 240H30L29 241V244H28V241ZM34 240H36V241H34ZM53 240H55V244H54V241ZM67 240V241H66ZM73 241V242H71L70 243V241ZM78 240V241H77ZM112 240H113V242H112ZM12 241V242H11ZM17 241V243H14V242H16ZM18 241H19V243H18ZM26 241H27V243H26ZM31 241H33V242H31ZM38 241V242H37ZM69 241V242H68ZM234 241H233V244H234ZM61 242V243H60ZM63 242V243H62ZM123 242V243H122ZM223 242V243H222ZM4 243V244H3ZM9 245H8V244ZM13 243V244H12ZM25 243V244H24ZM31 243V244H30ZM39 243H42V242H39ZM53 243V244H52ZM65 243V244H64ZM68 243V244H67ZM112 243L113 244H117V243H119V245H117V246H115V245H112ZM122 243V244H121ZM228 243V244H227ZM16 244H17V246H16ZM20 244H21V246H20ZM23 244V245H22ZM28 244V245H27ZM57 244V245H56ZM59 244V245H58ZM61 244V245H60ZM71 244V245H70ZM72 244H73V246H72ZM106 244H108L109 245V247L112 245L114 248V250L112 249V246H111V248L109 249V247H106ZM111 244V245H110ZM121 244V245H120ZM225 244V245H224ZM10 245H14V246H12V248H11V246ZM24 245H25V248H24ZM74 245H77V246H74ZM107 245V246H108ZM188 243H187V248H189V253L192 255V250H193V248H194V246H190L189 245V247H188ZM1 246H2V249L3 250H6V254H5V251H3L2 249H1ZM23 246V247H22ZM32 246L34 247V249H35V251L33 250V248H32ZM59 246V247H58ZM72 247V248H70V247ZM171 248H170V247ZM239 246V247H238ZM17 247V248H16ZM18 247H20V248H18ZM30 247V248H29ZM36 247H38L37 249H36ZM77 247V249H75ZM120 247L122 248L121 249V251H119L120 250ZM140 247V248H139ZM191 247H193V248H191ZM208 248H206V250L208 251V249L211 251H209L210 252V256H208L209 254L207 253V251H206V253L204 252V253H202L203 254V256L204 257H212L211 255H214L215 253L213 252V250L211 249V247L210 246H207ZM231 247V248H230ZM7 248V249H6ZM9 248V249H8ZM21 248H23V249H21ZM32 248V249H31ZM40 248V249H39ZM47 248V249H46ZM74 248V249H73ZM128 248H130V249H128ZM138 248H139V250L140 251H142V252H140V251H138ZM144 248H145V250H144ZM171 249V251H170V249ZM11 249V250H10ZM12 249H14V251L12 250ZM16 249H18V250H16ZM26 249V250H25ZM30 251H29V250ZM44 249V250H43ZM128 249V250H127ZM178 251H177V250ZM192 249V250H191ZM16 250V251H15ZM26 252H29L30 253V255H29V253H25L24 251ZM32 250V251H31ZM37 250V251H36ZM40 250V251H39ZM73 250V251H72ZM124 250V251H123ZM131 250V251H130ZM132 250H133V252H132ZM168 250V251H167ZM172 250H173V252H174V254H172L173 252H172ZM235 252H234V251ZM3 251V252H2ZM20 251V252H19ZM40 253H39V252ZM46 251V252H45ZM77 252V253H75V252ZM112 251H113V253H112ZM115 251V252H114ZM175 251L177 252V253H175ZM179 251H181V252H179ZM10 253V252H14V254H13V256H12V253H10V254H8V253ZM34 252V253H33ZM74 252V253H73ZM137 252H139V253H137ZM167 252H169V253H167ZM172 252V253H171ZM264 250L259 254V256H258V258H257V261H255L254 262V264H264ZM20 253H22V254H20ZM33 255H32V254ZM122 253H120V256H118L117 255V253H116V255L114 256V257H121L120 259L123 261L124 259H123V254ZM132 253H134V255L132 254ZM179 253H182V254H179ZM213 253V254H212ZM26 254V255H25ZM74 254V255H73ZM78 254V255H77ZM111 254H113L112 255V257H111ZM136 254V255H135ZM137 254L139 255L138 257H137ZM141 254H142V259H141ZM146 254H147V256H146ZM163 254H166L167 256H172V255H174L175 256V258H171L170 256L169 257H167L166 255H163ZM169 254V255H168ZM177 254V255H176ZM263 254V255H262ZM21 255V256H20ZM24 255V256H23ZM35 255V256H34ZM77 255V256H76ZM130 255V256H129ZM132 255V256H131ZM181 255V256H180ZM234 255V256H235ZM9 256H10V258H9ZM27 256H28V258H27ZM40 256V257H39ZM77 258H76V257ZM108 256V257H107ZM114 260V262H111V258ZM143 256H145L144 257V259H143ZM174 256H172V257H174ZM178 256H180L181 258H179ZM237 256V255H236ZM22 257H25L24 259L22 258ZM49 257V258H48ZM74 257H75V259H77V260H75L74 259ZM147 257V258H146ZM187 257V258H186ZM216 257V256H215ZM218 257V256H217ZM216 257V258H217ZM239 257V255L237 256V258ZM5 258H6V261H5ZM9 258V259H8ZM38 258V260H36ZM105 258V260H103ZM108 260H107V259ZM183 258L185 259V260H183ZM236 258V257H235ZM261 258V259H260ZM11 259V260H10ZM12 259H14L13 261H12ZM25 259H27V260H25ZM30 259H32V260H30ZM131 259V260H130ZM136 259V260H135ZM139 259V260H138ZM166 259H169L170 261H168V260H166ZM21 260H22V263H21ZM23 260H25V263L23 262ZM35 260V261H34ZM45 260V261H44ZM49 260V261H48ZM74 260V261H73ZM101 260H102V262H101ZM112 260V261H113ZM142 260V261H141ZM149 260V261H148ZM161 260H163V261H161ZM164 260H166V261H164ZM180 260H183V261H180ZM190 262H192V263H190ZM80 261V260H79ZM78 261V262H79ZM6 262V263H5ZM8 262H11V263H8ZM43 262V263H42ZM138 262V263H137ZM161 262V263H160ZM163 262V263H162ZM184 262V263H183ZM258 262V263H257ZM17 263V264H18ZM123 263V262H122ZM121 263V264H122ZM165 263V264H166ZM80 264V263H79ZM250 264H252V263H250Z\"/></svg>", "mask_w": 264, "mask_h": 264}]
</instances>
